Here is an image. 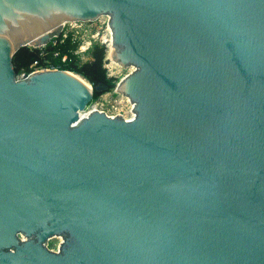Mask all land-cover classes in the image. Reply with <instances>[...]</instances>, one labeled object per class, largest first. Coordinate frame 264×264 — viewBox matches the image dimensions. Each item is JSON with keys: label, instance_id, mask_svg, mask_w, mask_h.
Wrapping results in <instances>:
<instances>
[{"label": "water", "instance_id": "water-1", "mask_svg": "<svg viewBox=\"0 0 264 264\" xmlns=\"http://www.w3.org/2000/svg\"><path fill=\"white\" fill-rule=\"evenodd\" d=\"M103 15L129 120L12 65ZM0 264H264V0H0Z\"/></svg>", "mask_w": 264, "mask_h": 264}, {"label": "built area", "instance_id": "built-area-1", "mask_svg": "<svg viewBox=\"0 0 264 264\" xmlns=\"http://www.w3.org/2000/svg\"><path fill=\"white\" fill-rule=\"evenodd\" d=\"M100 17V16H99ZM99 17H97L96 19L93 20H75V21H67V22H63L60 24V26L57 28V30H55L52 33V37L50 38L48 43H51V45H55V44H60V43H64L65 41L69 40L70 43H78L80 42L79 45H77V47H75L73 50H70L71 53L73 54H82L83 52L86 51V49H88V47L95 42L96 40H99L102 44L107 45V41H108V45H110V50H111V29L109 27V23H108V16L103 15L101 16L102 18H104V20H102L105 28V36L101 39V37H99V30L98 27L96 26V24H94L96 21H98ZM47 43V44H48ZM41 45L38 46L37 48L39 49V58L34 59L30 66H29V70H21L19 73L16 74V76L18 78L21 77H25L28 74L32 73V72H36L39 70H45V69H61V64L59 63H55L53 64L51 62V58L58 56V51H53L50 55L51 56H47L48 52L46 50H44V47L47 45ZM109 50V49H108ZM110 50H109V61L111 63V56H110ZM106 52V51H105ZM105 57V55H104ZM68 58L67 53H62L60 55V61L64 62L66 61ZM106 59L107 58H103V67L106 70H109V66L106 63ZM107 76H109L110 74H108V72L106 71ZM117 94H120L119 92L116 91V89L114 90ZM126 98V97H125ZM127 100V98H126ZM128 101V100H127ZM130 101H128L129 103ZM121 103L120 99H115V98H106L104 97L103 94H100V97L98 98V100L92 104L90 106L89 109H84L83 111L80 112V116H87V114L93 110H97V111H101L104 112L106 115L110 116V117H114L116 115H120L123 118L125 117V114L122 110V108L119 106ZM131 103V102H130ZM132 105V103H131ZM133 108V105L130 106V112L129 114L131 115V112ZM133 117V116H132ZM131 119V117H129ZM129 120V119H126Z\"/></svg>", "mask_w": 264, "mask_h": 264}, {"label": "trees", "instance_id": "trees-1", "mask_svg": "<svg viewBox=\"0 0 264 264\" xmlns=\"http://www.w3.org/2000/svg\"><path fill=\"white\" fill-rule=\"evenodd\" d=\"M76 47V43H70L69 40L64 43L50 45L47 44L44 50L48 52L47 56L53 51H58V56L51 58L53 64H61V69H65L80 75L92 86L103 83L106 85V90L114 86L115 78L107 76L106 69L103 67V58L105 55V45L99 42H93L88 49L82 54H73L70 50ZM67 53V60L60 61V55ZM84 56V58H83ZM39 58V49L31 46H22L16 50L12 56V65L15 74L21 70H29V66L34 59ZM102 91H94L93 97H97Z\"/></svg>", "mask_w": 264, "mask_h": 264}, {"label": "rangeland", "instance_id": "rangeland-1", "mask_svg": "<svg viewBox=\"0 0 264 264\" xmlns=\"http://www.w3.org/2000/svg\"><path fill=\"white\" fill-rule=\"evenodd\" d=\"M99 20L96 21L94 24H96V26L98 27V30H99V37H101V39L105 36V26L104 24L102 23L104 20V18H102L101 16L98 18ZM95 42H99L101 43L99 40H96ZM48 44H52L51 43H48ZM80 44V42H79ZM77 42H76V47L77 45H79ZM102 44V43H101ZM107 45H105V57L104 58H107L106 59V63L108 64L109 66V70H106L108 72V74H110L109 76H113L115 78V83H114V86L109 89V90H102V93L100 94H103L104 97L106 98H115V99H120L121 100V103H120V107L122 108L123 112L127 115H129V112H130V105L128 103V101L126 100L125 96L121 95V94H117L114 90L116 88V85L117 83L119 82V80L121 78H123L126 74L130 73L134 67L130 64L128 65H124V66H120L118 63L114 64L112 61H114L111 57V63H110V59L108 57L109 55V51L108 49L110 48V45H108V41L106 43ZM27 46H30V45H27ZM33 48V47H32ZM84 58V56H83ZM115 62V61H114ZM89 83V82H88ZM100 94L97 96V97H94L90 100V102L87 104V106L85 107V109H89L90 106L92 104H94L98 98L100 97ZM19 237L20 238H23V235L22 234H19ZM61 240H62V235H55V236H51L49 237L46 241H45V245L48 249H51L52 251H57L59 246H60V243H61Z\"/></svg>", "mask_w": 264, "mask_h": 264}, {"label": "bare ground", "instance_id": "bare-ground-1", "mask_svg": "<svg viewBox=\"0 0 264 264\" xmlns=\"http://www.w3.org/2000/svg\"><path fill=\"white\" fill-rule=\"evenodd\" d=\"M66 20H68V19H63L61 22H59V24H61V23H63V22H65ZM72 21H74V20H72ZM67 22V21H66ZM110 28V26L108 27V29ZM109 50H110V48H109ZM108 50V51H109ZM114 64H116L117 62H114V61H112ZM121 94V93H120ZM122 95V94H121ZM127 98V97H126ZM127 100L129 101V99L127 98ZM129 105L130 106H132L131 105V103L129 102ZM132 116H133V112H131V115L129 114V115H125V117H124V119H130L129 117H131L132 118Z\"/></svg>", "mask_w": 264, "mask_h": 264}]
</instances>
